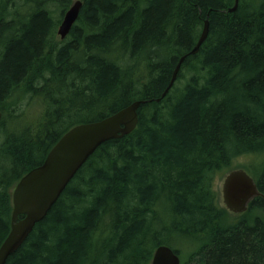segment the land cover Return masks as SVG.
I'll return each instance as SVG.
<instances>
[{
	"label": "trees",
	"instance_id": "16d2710c",
	"mask_svg": "<svg viewBox=\"0 0 264 264\" xmlns=\"http://www.w3.org/2000/svg\"><path fill=\"white\" fill-rule=\"evenodd\" d=\"M73 1L0 0V245L14 186L65 132L146 103L5 264H150L170 243L181 264H264V0H80L57 41ZM241 156L260 196L235 215L214 180Z\"/></svg>",
	"mask_w": 264,
	"mask_h": 264
},
{
	"label": "water",
	"instance_id": "95a60500",
	"mask_svg": "<svg viewBox=\"0 0 264 264\" xmlns=\"http://www.w3.org/2000/svg\"><path fill=\"white\" fill-rule=\"evenodd\" d=\"M238 4L239 0H234L228 11L234 12ZM81 6L82 2L75 0L64 13L57 28L61 40L69 34L78 19ZM208 28L209 22L205 19L200 36L189 54L198 52L206 40ZM183 60L184 56L179 59L167 87L155 102H159L168 94ZM145 103L143 100H136L99 121L70 128L49 150L44 161L21 177L12 191L10 230L0 245V264H5L8 256L24 243L34 226L45 218L95 150L102 143L121 138L135 129L138 122L137 110ZM221 193L223 205L235 214L244 212L249 201L258 196L253 178L243 169L230 171L225 176ZM20 215L22 217L18 218ZM150 264H180V258L170 247L160 245L154 250Z\"/></svg>",
	"mask_w": 264,
	"mask_h": 264
},
{
	"label": "rangeland",
	"instance_id": "374dc122",
	"mask_svg": "<svg viewBox=\"0 0 264 264\" xmlns=\"http://www.w3.org/2000/svg\"><path fill=\"white\" fill-rule=\"evenodd\" d=\"M55 16H56V14H55ZM57 28H58V26L56 27V39H57V41H60L61 39H60L59 35L57 34ZM29 110H31V108H29ZM255 161H256V159L253 156H241V157H238L237 159H235L233 161L232 166L229 167L230 169L228 168L229 170H227V169L226 170L228 172H230V171H233L234 169H238L239 166H248L249 167L252 163H255ZM243 169H245L246 172L248 173V175L253 178L252 171H250L249 169H246V168H243ZM227 171L226 172L224 171L225 173L224 172L218 173L215 180H214V189L216 190V192L219 195L220 203L222 201V198H221L222 183H223V179H224ZM168 245L170 246V248H172L174 251H176L177 246L175 244L170 243ZM177 245L179 246V250L180 249H182V251L186 250V246L183 245L182 243H177ZM186 257H187V254H185V253L184 254L182 253L181 255H179V258L181 261H184V259Z\"/></svg>",
	"mask_w": 264,
	"mask_h": 264
},
{
	"label": "flooded vegetation",
	"instance_id": "af4514ba",
	"mask_svg": "<svg viewBox=\"0 0 264 264\" xmlns=\"http://www.w3.org/2000/svg\"><path fill=\"white\" fill-rule=\"evenodd\" d=\"M255 197H257V196H255ZM254 198V197H253ZM221 203H222V201H221Z\"/></svg>",
	"mask_w": 264,
	"mask_h": 264
}]
</instances>
